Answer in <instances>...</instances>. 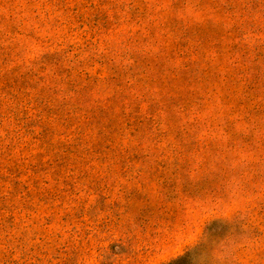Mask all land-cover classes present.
<instances>
[{
    "label": "rangeland",
    "instance_id": "obj_1",
    "mask_svg": "<svg viewBox=\"0 0 264 264\" xmlns=\"http://www.w3.org/2000/svg\"><path fill=\"white\" fill-rule=\"evenodd\" d=\"M0 264H264V0H0Z\"/></svg>",
    "mask_w": 264,
    "mask_h": 264
}]
</instances>
